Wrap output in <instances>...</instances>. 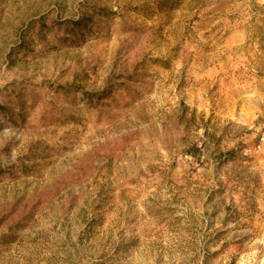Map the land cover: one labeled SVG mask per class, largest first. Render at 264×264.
Wrapping results in <instances>:
<instances>
[{
    "label": "rangeland",
    "instance_id": "1",
    "mask_svg": "<svg viewBox=\"0 0 264 264\" xmlns=\"http://www.w3.org/2000/svg\"><path fill=\"white\" fill-rule=\"evenodd\" d=\"M264 0H0V264H264Z\"/></svg>",
    "mask_w": 264,
    "mask_h": 264
},
{
    "label": "built area",
    "instance_id": "2",
    "mask_svg": "<svg viewBox=\"0 0 264 264\" xmlns=\"http://www.w3.org/2000/svg\"><path fill=\"white\" fill-rule=\"evenodd\" d=\"M264 145V135L260 138V143L258 148L260 149Z\"/></svg>",
    "mask_w": 264,
    "mask_h": 264
}]
</instances>
